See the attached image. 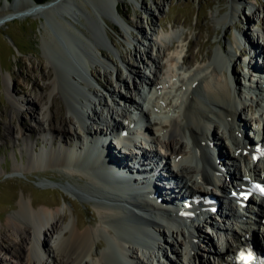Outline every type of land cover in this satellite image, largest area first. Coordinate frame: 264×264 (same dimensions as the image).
I'll use <instances>...</instances> for the list:
<instances>
[{
  "label": "bare ground",
  "instance_id": "6f19581e",
  "mask_svg": "<svg viewBox=\"0 0 264 264\" xmlns=\"http://www.w3.org/2000/svg\"><path fill=\"white\" fill-rule=\"evenodd\" d=\"M22 1L24 4L22 9L15 10L13 14L0 18V27L12 19V16L29 13L37 16L45 14V23L48 25L47 13L53 12L60 5L62 9L66 8L63 10L66 14L59 20V24L63 27L67 24L69 28V26H72L67 19H74L78 22L80 13H83L82 9L78 7L79 4L77 5L75 2L79 1L81 7L85 8L81 0H53L50 6L43 4L40 8H37V4L33 0ZM120 1L110 0L109 15L106 17L100 13L96 14L95 25L98 45L92 42L94 35L91 40H88L90 47L87 44L85 48L89 51L90 49L97 51L95 54L89 53L88 59L86 55L79 56L81 62H88L87 70L85 71L80 66L81 70L79 69L78 74H69L71 76L70 83L78 90L77 94L72 97L71 105L67 106L64 111L72 116V121H76L75 129L79 132L77 139L80 141V145H76L75 149L71 150V144V151L58 147L54 149L56 151L53 150L52 152L50 150V153L46 155H44V151L36 156L30 155L27 158L26 166V169L41 171L44 167L43 162H47L49 165L60 169L70 179L76 176L84 178V186L76 184L74 187L80 195L90 199L97 214V217L93 219V223L99 226L98 228L88 227V229H82L78 226L77 219L71 211L70 216H72L73 222L71 224L66 223V218L60 216L57 211L53 212L49 209L36 210L31 201L25 202L22 196V200L17 203L18 208L15 217L8 219V233L3 236L0 230V255L3 257L0 262L3 264H144V260H148L147 257H151L156 248L167 259L168 264L172 263L168 261L169 256L165 253V248L170 250L172 259L177 262L175 264H182V260L186 264H197L196 261H199L198 264H211L210 257L207 256L206 252L207 247L198 240L201 234V231L199 232L197 228L198 220L189 219V216L187 217L189 212L174 216L171 211L156 206L151 201L152 199L149 200L146 196L151 189L150 183L144 184L143 192L146 193L144 196L142 193L140 196L132 195L133 192H130V190L133 189V186L122 184L123 181L119 176H126L125 174L132 173V170H134L131 169L130 162L119 160L113 153L106 154L107 157H110V165L112 166L109 180H112V183L115 182V186L107 184L106 179L102 178L100 172L102 169H105L106 172L108 166L103 159L106 156L104 145L101 146L98 142L100 134H94V137H92V135L86 136L85 132L91 133L98 130L100 127L98 122L104 123L107 121L113 124L116 122L115 118L131 122L132 113L129 111L131 108L134 110L139 109L141 116H145L146 113L154 116L152 120L147 122L144 131L145 138L156 145L160 152H164L166 159L170 161L173 158L170 161L172 166H165L163 170H158L159 166L152 165V162L142 163L141 165L145 167L137 171L139 176L146 177L145 174L148 176L154 174L167 175L166 172H169L170 176H175L184 181L195 192L212 194V187L222 186L225 188L227 184L222 181L223 176L218 174V170L213 163L212 157L214 158V155H216L218 163L224 167L230 181L242 179L244 176L259 177L258 165L264 169V161L259 156L253 155L250 151L252 144H249L243 137V126L246 124L245 121L239 118L240 112L246 116L251 111V107L254 106L260 108L259 120L264 119V97H262L264 94V80L254 81L243 78L247 82L248 93L256 94L254 98L249 97L251 105L248 106L239 81L237 82L235 77L228 76L234 58L230 54H226V50H223L222 47H220L221 50L214 53V56H212V53L206 55L208 62L205 65L206 67L203 65L204 69L195 70L187 67L189 68L187 70L189 76L184 75L180 80L176 77L177 69L182 72V68H179L176 64L177 57L170 58L169 62H172L169 63L170 70L167 68L166 73L158 77L162 62L157 61L149 52L145 51L144 55H140L139 61L142 64L145 61L152 63L151 78L140 76L130 68L128 71L133 87L130 90L126 85L128 96L120 93L116 94L113 89L110 91L123 104L122 107L115 100H112L111 104L101 101V97L94 89L93 79L91 78L94 75L90 71V66L100 64L99 58L103 57L101 48H108L109 46L104 32L105 18L114 21L122 28L124 27L123 24L125 23L122 24L119 19L118 2ZM238 1L230 0V12L226 15H221L220 9L219 12H214L212 17L222 29H225L230 17L235 19L238 13ZM221 3L222 0L219 1V4ZM158 10L163 11V8ZM86 11L89 13V10L86 9ZM64 23L66 24L64 25ZM42 29V49H44L46 45L51 46L53 39L46 26H42ZM167 31L165 29L166 34L159 40L152 41L159 55L163 53L162 48H165L170 40L173 38L176 40L177 36L178 40L175 42L183 39L178 35V32L172 31L167 34ZM213 31L208 29V36ZM77 32L84 39H88L80 30H77ZM216 33L221 32L216 31ZM241 39L245 41L247 39L246 34L238 33V36L234 38L233 41L236 47H239ZM196 44L201 46L199 41ZM166 46L168 47L169 44ZM244 54L246 55L245 51ZM45 56L47 57L46 53ZM258 56L264 59V54L258 53ZM252 62L243 63L251 66ZM87 76L89 79H87ZM57 79L53 73L47 72L46 80L49 81L47 91L50 93V96H48L50 106L40 109L43 120L34 119L33 123L39 134H43L45 137L47 135L59 136L62 138L63 143L68 140L67 131L62 124H56L53 111L55 110L53 99L60 85ZM11 81L12 76H10V80L4 79L7 93H10ZM139 86L143 88L140 91ZM144 90L147 91V94ZM141 95L143 96V102H146L145 105H149L157 97H160L161 109L166 113L158 112L154 107L149 109L147 106L140 104ZM12 99L10 114L12 118H16L20 115V105L22 104L16 96H12ZM39 100L43 99L40 97ZM206 101H209V103L207 104ZM261 103H263V106H261ZM170 105L173 107V111ZM28 107L32 109L35 105L28 104ZM160 114L164 115L160 116ZM12 128V126H9L7 131L11 133ZM35 128L20 127L15 129L18 133L17 136L23 139V149L26 153L32 150L31 140L35 136ZM249 131L253 133L252 130ZM10 133L7 135L8 138L11 136ZM91 140L95 141V145L90 143ZM47 142L48 140L45 139V144ZM73 142L75 141L73 140ZM117 144L130 146L132 143L131 141L117 140ZM86 146L91 149L87 150ZM97 149L101 150L99 154L95 153ZM210 150H212L213 155H211ZM83 154H85L84 157ZM86 162H89L90 165L88 163V166H85ZM239 163L244 164L246 174H240L238 171ZM16 169H19V167H16ZM130 183L133 184V182ZM166 185L165 179L157 178L152 185L151 193L161 197L159 202L168 207L167 205L175 200L169 201L167 196L170 194V188ZM166 188L168 190L164 191ZM176 189H178L177 193L179 194L183 187L176 186L172 188L173 191ZM235 189L239 191L238 188ZM126 191L129 192L126 193ZM134 192L138 191L135 190ZM225 200L229 202L227 206L235 215L236 204L233 199L225 197ZM250 202L252 203L254 200L250 199ZM156 209H159V211ZM259 212L260 218L256 217V219L258 221L259 219L264 220V210H259ZM219 215L224 229H230L229 222L234 221L236 223L234 219L225 216L222 211H219ZM205 219L208 225L213 224L214 220L209 216H206ZM240 229L242 239L245 242L247 239L251 241L250 246L252 247L256 245L257 241L253 239L254 232H252V229H249V227ZM261 229H264V227H261ZM192 231H195L197 236H194ZM221 233L219 231V234ZM14 234L19 239L18 241L15 240ZM2 237L9 240V246L4 247L2 245ZM260 237L264 238V232L261 233ZM99 239H103L104 243L100 242ZM234 239V244H226V251L229 255L237 254L238 248L242 246L238 236ZM51 240H54V242H52L53 246L50 247L49 242ZM208 243L211 244L209 240ZM138 253L144 257V260L140 258ZM89 258H92V263L89 262Z\"/></svg>",
  "mask_w": 264,
  "mask_h": 264
},
{
  "label": "rangeland",
  "instance_id": "374dc122",
  "mask_svg": "<svg viewBox=\"0 0 264 264\" xmlns=\"http://www.w3.org/2000/svg\"><path fill=\"white\" fill-rule=\"evenodd\" d=\"M50 1L53 0H47L43 4ZM81 1L85 8L81 7L79 1L75 2L77 5L79 4L78 7L83 12L80 13L78 22L74 19H67L72 27L69 26L68 28L66 23H64L66 28L59 24L61 15L66 14L63 11L66 8L62 9L59 5L53 12L47 13L49 22L47 30L53 39L51 48L46 45L42 49V25L44 22L41 21L43 20L41 16L45 19V14L41 16L34 14L23 19H16L6 22L0 27V230L3 236L9 231L8 219L15 217L18 208L17 203L22 200V196L25 202L31 201L36 210L57 211L60 216L66 218V223L71 224L73 222V218L70 216L72 212L77 219L78 226L82 229L98 228L99 226L93 223L97 214L90 199L80 195L74 187L76 184L84 186V178L76 176L70 179L60 169L49 165L47 162H43L44 167L41 171L26 169L27 158L30 155L36 156L43 151L46 155L50 153V150L53 152L58 147L71 151L75 149L76 145H80V141L77 139L79 132L71 121L72 116L64 111L67 106L71 105L72 97L77 94L78 90L70 83L71 76L69 74H78L81 67L86 71L88 62H81L79 56L86 55L88 59L89 53L95 54L97 51L95 49L89 51L85 48L87 44L90 47L88 40H91L94 35L92 42L98 45L96 19L92 16L91 7H98L107 13V8L103 4L105 1L103 3L99 2L102 0ZM219 1L121 0L118 2L119 19L122 24L125 23L123 24L124 27L122 28L114 21L103 19L105 38L109 46L108 48H101L103 57H98L100 64L90 66V71L94 75L91 77L94 89L101 97V101L111 104V101L115 100L119 103V99L110 93L112 89L115 90L116 94L128 96L126 85L130 90L133 87L128 71L130 68L140 76L151 78L152 63L145 61L142 64L139 61L140 55H144L145 51L149 52L157 61L162 62L161 71L158 74V77H161L166 73L167 68L170 70L169 63L172 62L169 61L171 57H177V66L182 65L181 62H183L184 66L201 70L208 62L206 55L212 53L214 56V53L221 50L220 47H222L223 50H226V54H230L234 58L228 76L235 77L237 82L239 81L242 85L245 82L243 80L245 75L243 62L253 58L244 54L245 48L242 42H240L239 47H236L233 40L238 36V33H244L251 44L261 51L264 50L261 38L255 36L259 23L264 29V0H239L237 3L239 4L237 5L238 13L235 19L234 17L228 19L225 29L219 27L212 16L215 11L219 12V9L221 15L228 14L230 12V0H222L221 4ZM23 7L22 0H0V18L9 16L15 10ZM160 8H163V11H159ZM86 9L89 10V13ZM165 29L168 30L167 34L172 31L178 32V35L183 39L175 42L178 40V36L176 40L173 38L168 43V47L166 44L165 48H162L163 53L159 55L152 41H157L164 36L166 34ZM208 29L214 30L210 36L207 34ZM220 29L221 31H219ZM77 30L83 32L88 39H84ZM215 30L221 33H216ZM198 41L201 46L196 44ZM199 47L201 48L198 53ZM49 71L58 78V84H60L53 99L55 105L53 111L56 124H62L67 131L68 140L63 143L59 136L47 135L45 137L43 134H39L33 123L34 119L43 120L40 109L50 106L48 97L50 93L47 91L49 81L46 80ZM176 75H178L177 72ZM10 76H12L10 93H7L4 79L10 80ZM87 79H89L88 76ZM142 89V86H139V91ZM11 95L16 96L22 104L20 105V115L16 118H12L10 114L13 101ZM40 97L43 100H39ZM142 101L141 98L140 102ZM206 102L209 103V101ZM28 104H33L35 107L30 109ZM247 105L249 106L250 103L247 102ZM130 111L137 113L139 110L131 108ZM258 115L259 110H256L252 116L250 113L245 116L244 113L240 112L239 118L254 125ZM152 118L151 115L148 116V119ZM262 121L264 122V119ZM9 126L13 127L11 133L7 131ZM20 127L35 128V136L31 140L33 147L30 152H25L23 139L17 136L18 133L15 129ZM8 133L11 134L10 138L7 137ZM45 139L48 140L46 144ZM247 140L250 141L249 133ZM51 144L54 146L52 147ZM84 156L85 154H83ZM86 163L85 166H88L89 162ZM15 166L19 169H16ZM53 184L62 187V190L54 187ZM206 237L210 239L208 234ZM3 238L1 239L2 245L4 247L9 246V240ZM15 240H19L16 235ZM99 240L104 243L103 239ZM52 242L54 240L49 242L50 247L53 246ZM169 252L165 248L167 256ZM140 258L144 260V257L140 256ZM89 259V262L92 263V258ZM0 260H3L2 255H0ZM0 264L3 263L0 262Z\"/></svg>",
  "mask_w": 264,
  "mask_h": 264
},
{
  "label": "water",
  "instance_id": "95a60500",
  "mask_svg": "<svg viewBox=\"0 0 264 264\" xmlns=\"http://www.w3.org/2000/svg\"><path fill=\"white\" fill-rule=\"evenodd\" d=\"M63 1V0H62ZM105 1V3H103ZM99 2H102L103 4H105L104 6H106V8H107V13H105L104 11H102L100 8H95V7H91V9H92V11L94 12L93 13V15L92 16H94L95 18H96V14H103V16H107V15H109V10H108V8H109V5H110V0H102V1H99ZM35 3V2H34ZM52 4V2L50 1V2H48V3H45V5L46 6H50ZM41 5H43V4H37V8H40V6ZM42 15V14H41ZM41 15H39V16H41ZM64 15V14H63ZM63 15H61V16H63ZM30 16H33L31 13H29V14H21V15H16V16H12V19H10L9 21H7V22H11V21H13V20H16V19H23V18H26V17H30ZM41 19H43V20H41V21H43L44 22V25L46 26V28H49V24L47 25L46 23H45V19H44V17H42L41 16ZM106 19V18H105ZM44 25H42V26H44ZM101 173V172H100ZM101 176H102V178H105L106 179V182H107V184H109V185H111L110 184V180H109V176H108V174L106 173V172H104V173H101ZM40 186V185H39ZM53 186L54 187H58V188H60L61 190H62V187H59L58 185H56V184H53Z\"/></svg>",
  "mask_w": 264,
  "mask_h": 264
},
{
  "label": "trees",
  "instance_id": "16d2710c",
  "mask_svg": "<svg viewBox=\"0 0 264 264\" xmlns=\"http://www.w3.org/2000/svg\"><path fill=\"white\" fill-rule=\"evenodd\" d=\"M45 1L47 0H34V2H36L37 4H43Z\"/></svg>",
  "mask_w": 264,
  "mask_h": 264
}]
</instances>
